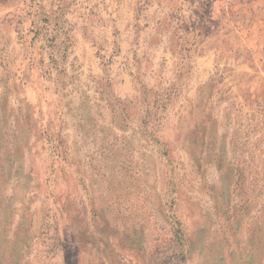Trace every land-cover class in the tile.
Masks as SVG:
<instances>
[{"label":"rangeland","instance_id":"374dc122","mask_svg":"<svg viewBox=\"0 0 264 264\" xmlns=\"http://www.w3.org/2000/svg\"><path fill=\"white\" fill-rule=\"evenodd\" d=\"M240 1L0 0V264H264Z\"/></svg>","mask_w":264,"mask_h":264},{"label":"crops","instance_id":"0c3cea01","mask_svg":"<svg viewBox=\"0 0 264 264\" xmlns=\"http://www.w3.org/2000/svg\"><path fill=\"white\" fill-rule=\"evenodd\" d=\"M240 4H239V6L238 7H236V9H238V11H240V12H238V14H242V10L241 9H245V10H250L251 8L254 10V11H256V8L258 7V5H260V2L259 1H256V0H254V1H252L251 3H249V2H239ZM250 11H252V10H250ZM253 13V12H252ZM241 19H239V22L236 24V23H234V26H233V30L235 31V32H239V33H241V35H242V38H243V42H247L249 39L251 40H258L259 42H260V40L262 39L261 38V36H262V34H261V29H260V26L259 27H257V23L258 22H256V23H254L253 25H250V26H248V24H246L245 23V19L243 20V18L242 17H240ZM249 18V17H248ZM212 19V18H211ZM247 19V18H246ZM244 23V24H243ZM240 24V26H238ZM243 26V29L241 30L240 28ZM212 27V29L209 31V33H210V35H211V33H212V31L214 30V31H216V33L218 32L219 34L218 35H216V36H214V37H208L207 39H205V37H204V40L206 41L205 43H208L209 42V40L211 39L212 41H217V42H222V41H224L223 39H225L226 38V34H225V32H224V30H223V28H222V26H221V24H219V26H215V25H213V26H211ZM216 27V28H215ZM218 27V28H217ZM210 29V28H209ZM203 40V41H204ZM257 43V42H256ZM259 49V48H258ZM244 89V88H243ZM256 89V87L254 86L253 88H249V90L248 91H250V93H253V91ZM241 92H243V93H245V90H241Z\"/></svg>","mask_w":264,"mask_h":264}]
</instances>
